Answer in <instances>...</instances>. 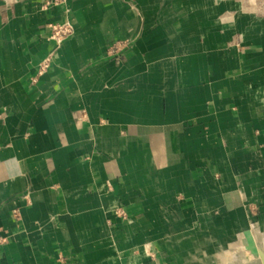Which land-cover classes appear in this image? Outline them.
<instances>
[{"label":"crops","instance_id":"0c3cea01","mask_svg":"<svg viewBox=\"0 0 264 264\" xmlns=\"http://www.w3.org/2000/svg\"><path fill=\"white\" fill-rule=\"evenodd\" d=\"M255 229L264 0H0V264H212Z\"/></svg>","mask_w":264,"mask_h":264},{"label":"bare ground","instance_id":"6f19581e","mask_svg":"<svg viewBox=\"0 0 264 264\" xmlns=\"http://www.w3.org/2000/svg\"><path fill=\"white\" fill-rule=\"evenodd\" d=\"M250 250L245 252V250ZM219 264H264V232L247 231L237 240L230 252L221 254Z\"/></svg>","mask_w":264,"mask_h":264},{"label":"built area","instance_id":"2783aa9c","mask_svg":"<svg viewBox=\"0 0 264 264\" xmlns=\"http://www.w3.org/2000/svg\"><path fill=\"white\" fill-rule=\"evenodd\" d=\"M71 26L69 23H65L64 26H57L56 29H55V32H54V35L60 39L62 36L66 35V34H69L71 32ZM47 61V60H46ZM44 61L42 63V68H45L47 66V62Z\"/></svg>","mask_w":264,"mask_h":264},{"label":"rangeland","instance_id":"374dc122","mask_svg":"<svg viewBox=\"0 0 264 264\" xmlns=\"http://www.w3.org/2000/svg\"><path fill=\"white\" fill-rule=\"evenodd\" d=\"M259 232H264V230H260ZM245 252H249L250 253V250L246 249ZM212 264H219L218 259H216Z\"/></svg>","mask_w":264,"mask_h":264}]
</instances>
